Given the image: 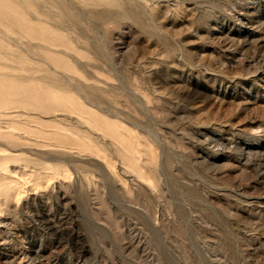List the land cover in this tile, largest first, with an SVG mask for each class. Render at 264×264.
Listing matches in <instances>:
<instances>
[{"label":"rangeland","instance_id":"1","mask_svg":"<svg viewBox=\"0 0 264 264\" xmlns=\"http://www.w3.org/2000/svg\"><path fill=\"white\" fill-rule=\"evenodd\" d=\"M0 264H264V0H0Z\"/></svg>","mask_w":264,"mask_h":264}]
</instances>
